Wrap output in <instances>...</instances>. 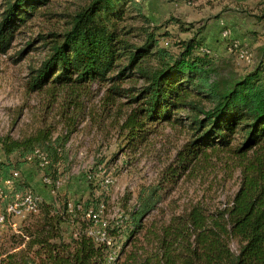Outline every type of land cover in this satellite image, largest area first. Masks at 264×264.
I'll list each match as a JSON object with an SVG mask.
<instances>
[{
	"label": "trees",
	"instance_id": "1",
	"mask_svg": "<svg viewBox=\"0 0 264 264\" xmlns=\"http://www.w3.org/2000/svg\"><path fill=\"white\" fill-rule=\"evenodd\" d=\"M51 0H2L0 54H6L20 29ZM142 0H88L69 15L61 33L39 35L45 57L31 69L30 92L91 83L109 85L110 98L136 104L127 119L129 140L142 144L150 126L166 123L186 129L189 140L177 153L166 180L181 179L210 153L231 152L238 160L239 186L224 209L208 210L199 203L165 223L146 225L162 202L161 186L141 189L133 208L113 222H104L103 236L89 230L100 220L102 202L87 200L70 206L37 202L32 222L13 236L15 249L0 264H264V65L243 76L224 73L221 60L202 48L203 39L191 38L173 53L159 45V29L141 13ZM128 9L137 12L142 26L126 24ZM36 41V40H35ZM34 40L14 54L13 61L34 49ZM36 48V47H35ZM231 52L241 47L231 43ZM126 82L140 83L123 88ZM135 93V94H134ZM73 129L51 137L46 131L24 139L0 136L1 214L7 224L11 206L27 194L38 197L27 181H17L28 158L47 160L44 178L52 186L67 165L65 149ZM136 144V145H137ZM7 182L9 184H7ZM27 202H30L27 200ZM25 217V218H26ZM69 238L65 239V234ZM237 244V253L230 242ZM121 248L114 254L116 245ZM128 248V249H126Z\"/></svg>",
	"mask_w": 264,
	"mask_h": 264
},
{
	"label": "rangeland",
	"instance_id": "2",
	"mask_svg": "<svg viewBox=\"0 0 264 264\" xmlns=\"http://www.w3.org/2000/svg\"><path fill=\"white\" fill-rule=\"evenodd\" d=\"M87 2L51 0L17 30L7 53L0 54V136L20 140L46 131L57 137L73 129L65 147L68 163L58 167L60 177L53 186L50 181H44L47 168L34 163L24 165L15 177L17 181H27L40 203L60 205L65 199L72 207L100 199L103 206L96 231H101L102 223L124 216L135 206L139 191L147 187L161 186L163 200L146 219V225L165 223L170 215L180 214L195 203L208 210L227 207L239 186V164L231 152L210 153L207 161L197 162L171 184L166 175L189 140L186 129L156 124L148 128L146 141L137 144L129 140L130 132L126 128L136 104L123 97L110 98L108 84L91 83L55 90L47 87L41 92L28 90L31 69H36L45 57L47 45L42 48L41 44L51 39L39 43L38 36L61 33L69 15ZM140 3L142 15L151 20L152 27L159 29L161 47L178 53L179 43L194 37L203 39L202 48L221 60L219 67L224 73L243 76L264 65V0H142ZM2 10L0 0V13ZM125 18L126 24L134 29L142 26L133 9L126 11ZM32 40H36L34 49L14 62V54ZM231 43L241 48L231 52ZM140 86L126 82L123 88ZM27 200L33 202L30 196ZM33 218L12 216L7 224L0 225V260L5 253L24 248L23 243L11 249L15 246L13 236L21 235ZM68 238L66 233L65 239ZM120 248L121 243L116 245L114 254ZM230 249L237 253L234 241L230 242Z\"/></svg>",
	"mask_w": 264,
	"mask_h": 264
},
{
	"label": "built area",
	"instance_id": "3",
	"mask_svg": "<svg viewBox=\"0 0 264 264\" xmlns=\"http://www.w3.org/2000/svg\"><path fill=\"white\" fill-rule=\"evenodd\" d=\"M241 55L243 54L242 52L240 53ZM35 157L39 160V166L42 167V168H47V160L46 158L41 154V153H38L36 152L35 153ZM28 162H33L34 161V157L31 158L29 157L28 159ZM14 177H17V174L14 173L13 174ZM44 181L47 183L48 180L45 178ZM7 184H9L7 182ZM29 193V192H28ZM27 193V194H28ZM27 194L21 199V201L19 203H16L14 205H9L11 206V216H19V217H26L27 215L29 214H37L38 213V207H37V202H39V199L36 198V201L35 202H27ZM2 200H3V196H2V191L0 190V225H4L5 224V216H3L1 214V204H2ZM88 218H92L95 220L96 224L98 222L97 219V215H87ZM105 227V223H102V228H101V231H96L94 230V228L90 229L88 234L92 237H97V236H103V232L102 230L104 229Z\"/></svg>",
	"mask_w": 264,
	"mask_h": 264
}]
</instances>
